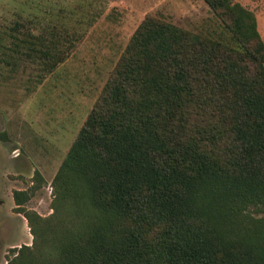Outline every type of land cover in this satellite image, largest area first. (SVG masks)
I'll use <instances>...</instances> for the list:
<instances>
[{"label":"trees","instance_id":"obj_1","mask_svg":"<svg viewBox=\"0 0 264 264\" xmlns=\"http://www.w3.org/2000/svg\"><path fill=\"white\" fill-rule=\"evenodd\" d=\"M203 1L214 27L135 30L52 181L51 217L13 193L33 245L8 264H264V43L252 12ZM58 36L38 37L47 73L68 56Z\"/></svg>","mask_w":264,"mask_h":264},{"label":"rangeland","instance_id":"obj_2","mask_svg":"<svg viewBox=\"0 0 264 264\" xmlns=\"http://www.w3.org/2000/svg\"><path fill=\"white\" fill-rule=\"evenodd\" d=\"M231 1L253 13L264 43V0ZM147 17L192 33L215 25L203 0H0V264L33 245L13 193L30 195L21 210L51 217L52 181ZM51 32L68 56L47 73L38 37L47 42Z\"/></svg>","mask_w":264,"mask_h":264}]
</instances>
